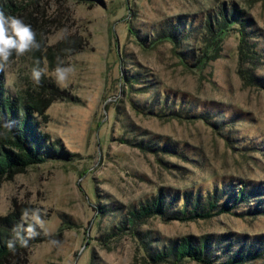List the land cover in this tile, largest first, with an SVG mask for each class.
<instances>
[{
	"label": "rangeland",
	"instance_id": "rangeland-1",
	"mask_svg": "<svg viewBox=\"0 0 264 264\" xmlns=\"http://www.w3.org/2000/svg\"><path fill=\"white\" fill-rule=\"evenodd\" d=\"M86 2L0 0L42 45L13 58L6 90L52 101L37 120L68 154L0 180V219L15 213L26 228L28 208L43 221L42 239L3 264H155L149 253L204 237L215 264L249 250L259 256L245 264H264V0ZM222 5L239 18L205 60L203 26ZM242 40L255 55L242 54ZM37 62L47 67L39 85ZM58 64L74 69L64 87L53 76ZM126 75L136 77L132 90ZM240 190L247 198L230 213L170 218L194 199L201 209L211 199L231 205ZM160 194L171 208L138 228L141 239L125 230L109 239L131 208Z\"/></svg>",
	"mask_w": 264,
	"mask_h": 264
},
{
	"label": "trees",
	"instance_id": "trees-1",
	"mask_svg": "<svg viewBox=\"0 0 264 264\" xmlns=\"http://www.w3.org/2000/svg\"><path fill=\"white\" fill-rule=\"evenodd\" d=\"M78 3H86L88 0H75ZM226 7L222 5L219 11L215 14L210 12L207 15L203 29L207 33L204 35V41L208 45L207 52L204 53V59H208L215 55L218 50L220 37L225 36L227 31L231 28V24L235 20H238L236 13L235 15H229L225 11ZM235 11H233L234 13ZM242 18V15H241ZM243 20V19H242ZM240 23L241 26H245ZM245 23V22H244ZM171 39H178L176 31L170 32ZM241 35V34H240ZM242 37V36H241ZM244 38V37H243ZM242 54L249 53L255 55L254 47L248 45L247 41H241ZM203 57L198 60V65L204 63ZM196 65V66H198ZM5 73H0V180L9 179L11 180L15 175L25 173L28 168L34 165H41L45 161L56 156H68L67 152L57 149L58 143L49 142L48 136L42 131L37 117L43 116L49 105L52 103L51 100L42 99L40 97H26L23 95L12 96L7 92L5 84ZM136 77L127 76L123 78L125 87L128 90H132L135 85ZM9 121L13 123L11 130L5 128ZM244 190H240L233 203L230 205L229 200L222 206H218L214 200H208L207 206L200 208L199 202L193 200L192 208L189 209L188 205L183 208H179L170 217L174 220L180 221H191V220H206L213 219L214 217L230 213L237 204L241 201L246 200ZM172 203L166 204L163 200V195L160 194L157 199L147 201L145 204H141L139 207L131 208L128 211V216L125 221L121 222L120 227L108 235L109 239H113L117 235H120L122 230L134 232L138 239L140 233L138 228L144 225L145 222L154 217L166 216L168 210H170ZM15 213L11 214L7 218L0 219V223L8 225L11 231L8 229L0 228V264L5 261H9L14 254L19 251H23L25 248L20 247L19 242L16 243L15 251L8 248V241L16 236V219H14ZM129 227V229H128ZM23 235V230L21 229ZM42 238L34 237L29 241L35 242ZM35 240V241H34ZM144 251L147 250L146 243H142ZM210 240L208 237H204L198 243L192 238H182L179 240L173 248L168 251H160L155 253H149L150 260L159 264L163 261L169 260L171 256L179 263L186 260H193L200 264H215V262L208 256V248ZM249 252V253H248ZM248 252L241 251L236 252L229 257L223 264H245L247 261H253L258 258L259 255H252L250 250ZM257 254V253H256ZM89 264H93L92 262ZM222 264V263H219Z\"/></svg>",
	"mask_w": 264,
	"mask_h": 264
},
{
	"label": "clouds",
	"instance_id": "clouds-1",
	"mask_svg": "<svg viewBox=\"0 0 264 264\" xmlns=\"http://www.w3.org/2000/svg\"><path fill=\"white\" fill-rule=\"evenodd\" d=\"M66 31V30H62ZM41 43L37 40V33L33 30L31 25L25 23L22 19L6 15L0 9V73H6L14 63L13 58L19 59L29 53L41 50ZM74 71L72 67H61L57 65L53 72V76L58 86L64 87L69 81L70 74ZM47 73V67L41 68L39 62L37 66L31 70L32 80L39 85L42 77ZM13 123L9 121L5 128L11 130ZM30 209L25 208L22 211V220L30 221L27 227L24 228L23 224L17 226L16 236L8 241V248L15 251L16 243L19 242L20 247L27 248L29 241L38 235L36 228L42 226L39 209L32 211L29 216ZM23 230V235L20 230ZM53 245L57 242L51 241Z\"/></svg>",
	"mask_w": 264,
	"mask_h": 264
}]
</instances>
